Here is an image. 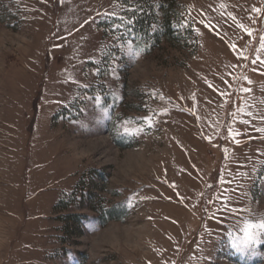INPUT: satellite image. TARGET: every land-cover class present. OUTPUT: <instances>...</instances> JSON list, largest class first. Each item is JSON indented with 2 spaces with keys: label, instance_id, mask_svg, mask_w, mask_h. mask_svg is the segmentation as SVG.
<instances>
[{
  "label": "rangeland",
  "instance_id": "obj_1",
  "mask_svg": "<svg viewBox=\"0 0 264 264\" xmlns=\"http://www.w3.org/2000/svg\"><path fill=\"white\" fill-rule=\"evenodd\" d=\"M123 1L0 0V264H264V0ZM160 4L158 44L98 27Z\"/></svg>",
  "mask_w": 264,
  "mask_h": 264
},
{
  "label": "trees",
  "instance_id": "obj_2",
  "mask_svg": "<svg viewBox=\"0 0 264 264\" xmlns=\"http://www.w3.org/2000/svg\"><path fill=\"white\" fill-rule=\"evenodd\" d=\"M127 3L123 1L122 4ZM166 3H169L170 5L177 4L175 0H166ZM137 10L133 7V10H126L120 16H105L98 22V27L102 31L103 35L112 31L113 28L120 30L125 34L131 43L136 44L140 48L148 47L153 43L158 44L162 39H171L173 34L176 33L174 32L176 30H174L171 15L168 12L169 10L163 4L159 5L158 15L155 14L152 8L148 11V15ZM13 30H16V28H13ZM187 31L190 34L192 30L188 29ZM114 142L118 147L124 148L123 145L119 146L118 142ZM99 177L101 180L103 179L105 181V176L99 173ZM81 181L82 179L78 181L76 185H80ZM68 204V198L61 200L59 205L55 207L54 210L64 211L67 209ZM59 207L61 208L59 209ZM89 207L98 214V221L101 226H105L110 221H123L125 218V208L122 204H117L109 208H97L96 199L94 197H90ZM80 217L81 216L79 215L66 214L61 219L65 220L66 224L69 222L76 224L75 221L79 220Z\"/></svg>",
  "mask_w": 264,
  "mask_h": 264
},
{
  "label": "snow or ice",
  "instance_id": "obj_3",
  "mask_svg": "<svg viewBox=\"0 0 264 264\" xmlns=\"http://www.w3.org/2000/svg\"><path fill=\"white\" fill-rule=\"evenodd\" d=\"M124 2L127 3V0H124ZM253 10L259 12V9H253ZM233 19H235V17H233ZM208 26L213 27L211 25ZM240 27L244 28L243 25H240ZM244 30L248 36L252 35L251 31L247 29ZM260 41H261L260 47L264 48V36L260 37ZM232 47L233 50H235V45H233ZM249 83H251V81H249ZM245 91H247V89H245ZM126 123H131V121H126ZM124 131L125 133H128L130 129L125 127ZM252 229L264 230V216L260 218L258 223H251L247 221L245 222L244 227L241 229V231L243 232V236L233 238L234 247L240 248L241 250H250L252 248L253 243L258 240V235H259L257 232H253Z\"/></svg>",
  "mask_w": 264,
  "mask_h": 264
},
{
  "label": "crops",
  "instance_id": "obj_4",
  "mask_svg": "<svg viewBox=\"0 0 264 264\" xmlns=\"http://www.w3.org/2000/svg\"><path fill=\"white\" fill-rule=\"evenodd\" d=\"M261 36H264V30H263V32H261L260 37ZM260 37H259V45H258V48H257L256 55L254 56L253 60L250 63L251 66H249L248 68L246 67L247 69L246 68L245 69L243 68L244 69V72L242 73L243 77L247 76L248 75L247 74L248 72L249 73L250 72H253V70L256 68L255 66L258 63V60H259V65H260V58H259V56H261V55L264 54V48H261L260 47V44H261ZM254 39H255V36H254L253 39L252 38L251 39H247V41H246L247 44H244L245 46L242 45L240 57L236 59V63H235V66H236V69L234 71L235 76L233 75V77L230 78L229 82H234V81H236L238 79V74L241 72L240 69H242V67L245 66L244 65L245 57L247 58V55H248L247 52H248L249 47L251 46V43L253 42ZM255 70H257L258 71V74L261 75L260 76V79H261L262 76H263V74H264V69H255ZM256 114H258V113H256ZM258 120L264 121V113L261 112L260 114H258V118H256V121H258Z\"/></svg>",
  "mask_w": 264,
  "mask_h": 264
}]
</instances>
